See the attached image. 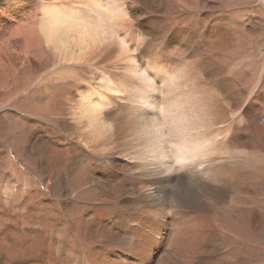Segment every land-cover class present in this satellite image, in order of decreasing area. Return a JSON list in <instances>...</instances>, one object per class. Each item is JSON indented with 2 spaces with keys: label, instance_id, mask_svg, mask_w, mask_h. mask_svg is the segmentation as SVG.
Instances as JSON below:
<instances>
[{
  "label": "bare ground",
  "instance_id": "obj_1",
  "mask_svg": "<svg viewBox=\"0 0 264 264\" xmlns=\"http://www.w3.org/2000/svg\"><path fill=\"white\" fill-rule=\"evenodd\" d=\"M0 105V264L264 259V0H0Z\"/></svg>",
  "mask_w": 264,
  "mask_h": 264
},
{
  "label": "rangeland",
  "instance_id": "obj_2",
  "mask_svg": "<svg viewBox=\"0 0 264 264\" xmlns=\"http://www.w3.org/2000/svg\"><path fill=\"white\" fill-rule=\"evenodd\" d=\"M7 93H3L2 96H6ZM8 102H5L2 105H6L8 104ZM0 105V107L2 106ZM1 109V108H0ZM3 120L5 121L4 124L10 126L9 124V120L8 118L5 116V114L3 115ZM24 141L21 144L20 147V153L19 154H15L13 148L5 141H3L2 139H0V173H4L6 176H8L9 172H12L13 166H18L21 170V177L22 179L25 176L24 173V163H23V150H24ZM2 177H0L1 180ZM3 196V190L0 191V198ZM261 213H264V209L261 210ZM257 214V212L255 213ZM260 214V212H259ZM259 214H257L259 216ZM262 231L264 232V228L262 229ZM264 242V241H263ZM263 242L261 243L262 246H264ZM263 258H264V254H262ZM264 260V259H263ZM262 258L258 259L256 264H264L263 263Z\"/></svg>",
  "mask_w": 264,
  "mask_h": 264
}]
</instances>
